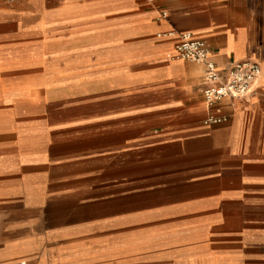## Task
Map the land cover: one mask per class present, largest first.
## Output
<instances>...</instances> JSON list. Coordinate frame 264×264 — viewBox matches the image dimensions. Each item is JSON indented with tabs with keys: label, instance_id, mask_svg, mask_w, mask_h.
Instances as JSON below:
<instances>
[{
	"label": "crops",
	"instance_id": "1",
	"mask_svg": "<svg viewBox=\"0 0 264 264\" xmlns=\"http://www.w3.org/2000/svg\"><path fill=\"white\" fill-rule=\"evenodd\" d=\"M183 33L206 42L222 74L261 68L249 96L221 102L224 123H204V66L175 57ZM21 56L46 71L54 60L64 84L90 75L97 122L116 124L59 147L118 170L128 192L86 211L0 194V264H160L146 251L162 242L181 264H264V0H0V102L26 96L1 80ZM113 201L141 209L114 215ZM130 222L153 235L136 255L109 237Z\"/></svg>",
	"mask_w": 264,
	"mask_h": 264
},
{
	"label": "rangeland",
	"instance_id": "2",
	"mask_svg": "<svg viewBox=\"0 0 264 264\" xmlns=\"http://www.w3.org/2000/svg\"><path fill=\"white\" fill-rule=\"evenodd\" d=\"M52 65L54 60L46 71L41 65L31 63L30 58L21 56L11 66L12 70L1 74L3 88L11 87L27 97H17L16 102L7 99L0 102V166L2 172L12 171L0 174V194L19 199L26 195L35 199L62 197L69 201L66 204L71 208L82 211L100 208V200L128 192L126 186L119 185L121 172L89 169L85 162L67 160L77 153L59 144L116 123L97 122L98 114L102 113L97 98L101 99L102 95L89 74L83 76L86 78L81 84L70 81L64 84L62 75L53 72L56 68ZM108 180L115 185L108 186ZM111 204L114 215L141 209L137 202L113 201ZM113 230L109 237L114 241L123 239L129 252L135 255L140 252L139 243L153 236L145 234L144 226L138 222L115 224ZM162 244V249L146 252L159 259L160 264H181L172 258L171 246ZM226 250L227 254L234 251L233 248Z\"/></svg>",
	"mask_w": 264,
	"mask_h": 264
},
{
	"label": "built area",
	"instance_id": "3",
	"mask_svg": "<svg viewBox=\"0 0 264 264\" xmlns=\"http://www.w3.org/2000/svg\"><path fill=\"white\" fill-rule=\"evenodd\" d=\"M174 50L176 58L204 66L202 96L204 104L210 110L204 120V123L208 125L226 122L227 117L222 114L221 102L249 96L254 91L262 74L260 66L252 61L233 63L222 74L211 59V52L206 42L190 33L178 36Z\"/></svg>",
	"mask_w": 264,
	"mask_h": 264
}]
</instances>
